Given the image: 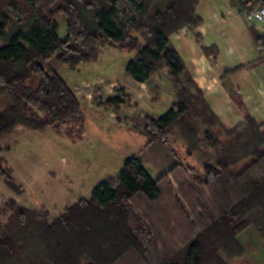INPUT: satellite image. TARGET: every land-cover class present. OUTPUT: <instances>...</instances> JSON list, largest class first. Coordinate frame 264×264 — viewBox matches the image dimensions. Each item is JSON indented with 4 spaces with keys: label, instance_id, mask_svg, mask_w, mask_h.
Returning <instances> with one entry per match:
<instances>
[{
    "label": "trees",
    "instance_id": "1",
    "mask_svg": "<svg viewBox=\"0 0 264 264\" xmlns=\"http://www.w3.org/2000/svg\"><path fill=\"white\" fill-rule=\"evenodd\" d=\"M201 1L0 0V141L19 128H49L72 139L84 136V108L53 62L74 70L97 62L101 50L110 46L134 54L126 74L137 83L148 82L161 65L169 70L179 100L159 118L146 117V147L156 140L166 145L178 131L188 142V153L201 154L203 183L221 199L218 210L212 211L193 193L197 204L185 203L188 216L182 211L201 224L181 247L167 249L151 264H225L222 255L230 250L243 255L241 239L250 226L245 218L252 212L259 214L264 233V123L249 114L239 92L230 87L245 121L226 128L171 42L172 35L202 25L196 13ZM232 5L247 13L263 4L232 0ZM59 18L66 23L65 37L59 34ZM257 43L264 48V37ZM205 52L217 62V48ZM251 157L256 163L246 172L239 177L230 173ZM4 164L0 148V178L20 193ZM162 195L161 181L135 155L125 160L116 177L101 181L90 199L53 222L47 210L34 211L12 200L7 208L13 215L0 220V264H113L128 252L146 255L156 232L133 202H156ZM1 216L7 212L0 210Z\"/></svg>",
    "mask_w": 264,
    "mask_h": 264
},
{
    "label": "rangeland",
    "instance_id": "2",
    "mask_svg": "<svg viewBox=\"0 0 264 264\" xmlns=\"http://www.w3.org/2000/svg\"><path fill=\"white\" fill-rule=\"evenodd\" d=\"M58 22L59 34L65 37L64 18ZM3 44L0 41V47ZM133 56L106 46L97 62L85 63L74 70L53 62L84 108L86 132L81 139H72L49 128L41 131L19 128L2 138L4 167L12 170L21 192L16 193L0 178V210L7 212V216L0 217L1 221L6 222L13 215L7 204L14 200L34 211L47 210L49 221L53 222L68 208L90 199L101 181L116 177L125 160L135 155L140 156L163 188V195L156 202L144 199L133 202L144 219L151 222L157 238L147 256L128 252L112 261L113 264H151L167 249L181 247L201 224L200 220L187 217L190 213L185 203L197 204L192 200L193 193L205 199L212 211L218 210L221 198L214 196L202 180L201 154L190 155L188 142L178 131L169 136L168 144L156 140L146 147L150 141L144 133L146 117L159 118L179 98L165 65L149 80L148 87L138 89L126 74ZM254 163L255 158H248L231 167L230 173L239 177ZM258 215L252 212L245 218L250 226L241 239L243 255L235 256L230 250L227 256L222 255L225 264H264V233Z\"/></svg>",
    "mask_w": 264,
    "mask_h": 264
},
{
    "label": "crops",
    "instance_id": "3",
    "mask_svg": "<svg viewBox=\"0 0 264 264\" xmlns=\"http://www.w3.org/2000/svg\"><path fill=\"white\" fill-rule=\"evenodd\" d=\"M196 13L202 25L172 35L171 42L205 100L226 128L232 129L245 121L229 93L234 88L249 114L264 123V48L257 43L258 37H264V25L247 23L245 13L232 0H203ZM215 48L216 63L205 52ZM150 82L135 83L141 89Z\"/></svg>",
    "mask_w": 264,
    "mask_h": 264
},
{
    "label": "built area",
    "instance_id": "4",
    "mask_svg": "<svg viewBox=\"0 0 264 264\" xmlns=\"http://www.w3.org/2000/svg\"><path fill=\"white\" fill-rule=\"evenodd\" d=\"M245 20L251 25H264V4L245 13Z\"/></svg>",
    "mask_w": 264,
    "mask_h": 264
}]
</instances>
